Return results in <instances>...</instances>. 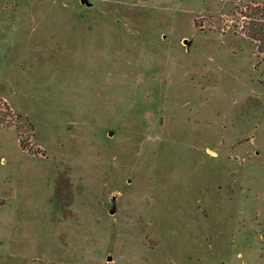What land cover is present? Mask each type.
<instances>
[{
	"label": "rangeland",
	"instance_id": "374dc122",
	"mask_svg": "<svg viewBox=\"0 0 264 264\" xmlns=\"http://www.w3.org/2000/svg\"><path fill=\"white\" fill-rule=\"evenodd\" d=\"M264 0H0V264H264Z\"/></svg>",
	"mask_w": 264,
	"mask_h": 264
},
{
	"label": "trees",
	"instance_id": "16d2710c",
	"mask_svg": "<svg viewBox=\"0 0 264 264\" xmlns=\"http://www.w3.org/2000/svg\"><path fill=\"white\" fill-rule=\"evenodd\" d=\"M240 14L245 35L256 44L258 54L264 62V4H248Z\"/></svg>",
	"mask_w": 264,
	"mask_h": 264
}]
</instances>
